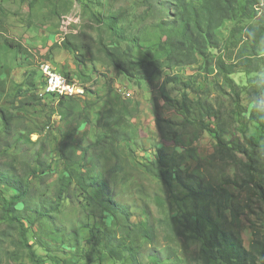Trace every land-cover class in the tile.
I'll return each instance as SVG.
<instances>
[{
  "label": "rangeland",
  "instance_id": "374dc122",
  "mask_svg": "<svg viewBox=\"0 0 264 264\" xmlns=\"http://www.w3.org/2000/svg\"><path fill=\"white\" fill-rule=\"evenodd\" d=\"M173 3L0 0V40L12 45L0 42V106L15 115L10 135L0 137V149L7 151L0 165L4 173L28 177L40 153L46 167L40 179L29 183L31 204L16 207L23 214L19 219L29 227L37 203L52 208L58 191L66 192L52 216L34 222L27 236L43 264H133L111 257L101 239L88 244L91 228L102 233L113 227L104 203L108 198L129 210L133 224L146 222L156 229V240L142 247L139 264H206L198 260L202 241L185 228L183 216L192 210L193 198L176 183L168 190L146 171L158 157L161 170L178 172L185 185L209 184L228 192L231 211H214V218L219 229L238 235L248 252L255 240L264 241V130L251 117L264 116V64L237 58L242 30L264 19V0L251 18L225 24L219 31L222 44L211 52L227 68L235 67L230 79L238 101L222 77L199 69L200 59L169 69L153 53L174 23ZM132 39L136 63L147 71L128 81L101 51L124 49ZM42 63L85 84L88 93L62 105L52 97H42L36 106L26 104L18 91L43 83ZM245 67L252 72L244 73ZM146 74L150 79L145 80ZM173 76L179 81L162 93L164 80ZM117 86L132 91L133 98L120 99ZM208 119L212 130L226 132L229 143L244 145L249 138L257 143L259 173L250 184L245 185L240 167L215 156L214 141L200 128ZM172 133L180 138L179 145ZM13 194L0 185V198ZM0 264H32L18 232L5 224H0Z\"/></svg>",
  "mask_w": 264,
  "mask_h": 264
},
{
  "label": "trees",
  "instance_id": "16d2710c",
  "mask_svg": "<svg viewBox=\"0 0 264 264\" xmlns=\"http://www.w3.org/2000/svg\"><path fill=\"white\" fill-rule=\"evenodd\" d=\"M174 5V23L169 27V31L165 34V41L160 43L156 51V55L163 58L167 68L185 67L198 64L201 60L199 69L203 73H216L222 77L223 83L229 88L230 92L235 95L238 101L239 95L236 87L230 79L235 67L227 68L223 58L212 55V51L220 48L222 44L219 39L220 29L227 23L242 21L251 18L257 14L256 9L261 5L262 0H171ZM114 34L117 31L114 29ZM6 45L10 44L6 40L1 41ZM239 49L237 58L244 60L250 58L258 63L264 64V19L260 18L255 26L249 25L244 28L239 35ZM135 40L126 43L124 49L113 47L102 48V55L105 61L116 71L117 74L123 76L128 81L141 79V74L146 73L144 65H137L135 57L132 53V47ZM71 54H75V50L70 48L66 43L62 45ZM150 53V52H149ZM149 53L147 56H149ZM200 59V60H198ZM151 62L147 60L146 63ZM155 68H159L160 61ZM145 63V64H146ZM244 73H251V70L243 68ZM140 76V77H139ZM150 79L146 74L145 80ZM179 81L177 76L168 77L164 80L161 92L169 83ZM39 86V87H38ZM31 85L25 90L18 91L17 96L22 97L26 104L36 106L40 104L42 97H52L56 99L60 105L65 99L58 98L53 94L37 95L36 91L43 90V85ZM185 87H190V83H185ZM41 92V91H40ZM88 90H86V94ZM2 95V93H0ZM183 100H187V96H182ZM129 101V100H124ZM21 103V102H20ZM256 110V109H255ZM263 114V113H262ZM252 115L253 123L264 130V116ZM15 119L14 113L0 106V137L10 135L12 122ZM202 131H206L216 146L215 156L226 164H236L243 171L246 181L245 185L252 182L254 175L259 173V161L256 158L258 147L253 138L246 140L244 145H236L225 140L226 132L211 129V120L208 119L205 124H200ZM171 138L175 144H180V138L176 133H172ZM7 155L6 150L0 149V161ZM9 156V155H8ZM41 154L38 153L34 158V167L29 172L28 177L23 175H9L2 171L0 165V185L10 187L14 194L8 200L0 198V224H5L10 230H16L19 235V243L32 264H43L37 253L31 245H29L28 234H32L34 222L39 223L52 216L58 209L60 201L65 195V190L58 191L55 205L52 208L45 207V204L37 203L34 209V220L29 227H25L24 223L19 219L23 216L21 211L16 207L19 204L28 205L30 203L31 189L29 183L31 180L40 179V174L45 173L46 168L40 163ZM238 156H241L239 158ZM42 166V167H41ZM162 163L159 157L152 161L146 167L147 173L162 183L165 188L172 190L174 184H179L193 198L192 210L184 214L185 228L201 240L203 247L200 250L199 258L201 262L206 264H264V241L255 240L251 251H247L238 235L218 228V224L214 218V213L222 210H230V196L225 189L213 185H199L196 188L187 186L180 177V174L174 173L170 169L161 170ZM107 212L113 221V227L105 228L102 233L98 229H90L91 237L88 244L102 240L103 248L115 260L122 258L128 259L133 264L138 263V257L144 245H152L156 240V229L146 222L133 224L130 221V212L126 207L116 204L112 199L104 201ZM31 204V203H30ZM215 211V212H214ZM25 217H27L25 215ZM23 217V218H25ZM28 218V217H27ZM30 221V220H29ZM207 234V236H205ZM99 235V236H97Z\"/></svg>",
  "mask_w": 264,
  "mask_h": 264
},
{
  "label": "built area",
  "instance_id": "2783aa9c",
  "mask_svg": "<svg viewBox=\"0 0 264 264\" xmlns=\"http://www.w3.org/2000/svg\"><path fill=\"white\" fill-rule=\"evenodd\" d=\"M41 72L45 78V94H53L58 98H83L85 96L86 87L81 85L76 80H70L69 78L55 73L49 65L42 64ZM116 94L122 98V96H130V100L133 98L132 91H129L123 86H117Z\"/></svg>",
  "mask_w": 264,
  "mask_h": 264
},
{
  "label": "clouds",
  "instance_id": "9594fccd",
  "mask_svg": "<svg viewBox=\"0 0 264 264\" xmlns=\"http://www.w3.org/2000/svg\"><path fill=\"white\" fill-rule=\"evenodd\" d=\"M43 64V63H42ZM55 73H57V74H59V75H62V76H65V77H67V78H71V79H73V80H76L77 81V79H75L74 77H71V76H66V75H63V74H60V73H58V72H56L55 70H53ZM40 74H41V77H42V81H43V83H42V85H43V90H41V92H40V95L42 96V95H46L45 93H44V88H45V78H44V76H43V74H42V72H41V70H40ZM78 83H79V81H77ZM81 85H84L86 88V90L88 89L87 88V86L85 85V84H82V83H80ZM116 89V88H115ZM127 89V88H126ZM114 92L116 93V91L114 90ZM85 95H86V92H85ZM85 97V96H84ZM119 97V96H118ZM120 98V97H119ZM121 99V98H120Z\"/></svg>",
  "mask_w": 264,
  "mask_h": 264
},
{
  "label": "bare ground",
  "instance_id": "6f19581e",
  "mask_svg": "<svg viewBox=\"0 0 264 264\" xmlns=\"http://www.w3.org/2000/svg\"><path fill=\"white\" fill-rule=\"evenodd\" d=\"M70 80H73V79H71V78H69Z\"/></svg>",
  "mask_w": 264,
  "mask_h": 264
}]
</instances>
